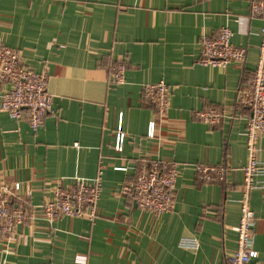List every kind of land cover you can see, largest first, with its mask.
Instances as JSON below:
<instances>
[{
	"label": "crops",
	"instance_id": "crops-1",
	"mask_svg": "<svg viewBox=\"0 0 264 264\" xmlns=\"http://www.w3.org/2000/svg\"><path fill=\"white\" fill-rule=\"evenodd\" d=\"M221 27L246 49L245 62L201 66L202 34ZM260 28L249 0H0V42L47 74L53 110L35 134L0 112V182L19 183V195L37 208L51 183L90 180L102 169L93 220L49 221L35 211L10 240L0 238V264H78V255L85 264H227L246 162L248 112L237 98L255 68ZM117 63L126 66L124 81L111 85ZM158 81L171 90L163 116L143 97L144 85ZM209 109L223 113L220 124L194 117ZM119 124L125 139L116 151ZM257 158L264 168V138ZM156 159L175 161L179 171L174 207L159 217L122 193L135 170ZM223 162L231 168L223 182L197 177L196 165ZM250 205L251 264H264V189L251 192ZM186 238L197 250L180 246Z\"/></svg>",
	"mask_w": 264,
	"mask_h": 264
},
{
	"label": "built area",
	"instance_id": "built-area-1",
	"mask_svg": "<svg viewBox=\"0 0 264 264\" xmlns=\"http://www.w3.org/2000/svg\"><path fill=\"white\" fill-rule=\"evenodd\" d=\"M250 16L261 20L258 55L255 68L245 86L238 92V103L248 112L244 130L246 162L242 166V186L236 200L240 208L238 224L232 227L236 234L234 252L227 256V264H251L257 257L253 248L255 214L250 205V194L255 189H264V168L258 161L259 139L264 138V0H249ZM232 32L228 27L217 29L215 34H202L199 40V60L201 66L224 68L227 65L242 64L246 59V49L231 43ZM126 66L112 65L109 70V84L124 81ZM0 85H6L0 97V112L11 120H24L35 134L43 125L44 118L53 112L52 96L48 91V76L37 73L25 66L17 51L0 42ZM171 90L163 82L145 84L143 97L163 116L170 101ZM194 117L205 124H220L223 113L218 109L197 111ZM125 135L121 124L117 128L115 150L121 151ZM77 146V144H75ZM231 168L226 163L198 164L197 177L207 183L223 182ZM178 163L165 159L152 160L135 170V178L124 184L122 193L140 209L159 217L171 211L175 203V184L178 177ZM102 169L99 168L90 180L74 179L68 185L62 180L50 184L49 196L37 208H31L19 195L20 184L8 185L0 182V238L10 240L16 227L29 220L34 212H40L49 221L60 217H86L93 220L97 214L100 196ZM25 195H29V190ZM180 246L197 250L194 238L182 239ZM75 262L85 264L86 257L78 255Z\"/></svg>",
	"mask_w": 264,
	"mask_h": 264
}]
</instances>
